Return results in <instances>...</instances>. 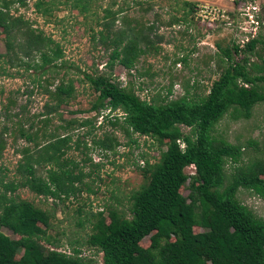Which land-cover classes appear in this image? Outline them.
<instances>
[{"label":"trees","instance_id":"obj_1","mask_svg":"<svg viewBox=\"0 0 264 264\" xmlns=\"http://www.w3.org/2000/svg\"><path fill=\"white\" fill-rule=\"evenodd\" d=\"M0 1V36L4 34L6 46L0 53V74L7 73L5 63L15 61L41 75L59 74L67 68L60 43L11 13L9 0ZM177 1L186 21L195 3ZM92 38L108 53L107 71L80 70L96 94L90 107L96 116L68 121L59 126L64 133L44 130L51 115L61 114L60 107L75 97V79L64 71L55 93L51 90L55 105L46 103L43 118L19 129L27 144L18 150V179L5 182L0 166V185L4 187L0 192V264H94L78 247L61 250L48 234L54 213L15 192L26 187L39 196L66 200L90 190L85 180L90 172L67 153L72 148L70 129L93 124L99 116L130 137H151L161 153L155 162L146 159L143 165L137 164L145 181L132 192L127 210L109 208L108 220L104 211L94 214L87 243L103 253L98 264H264V218L238 197L245 188L264 199V163L243 162L244 146L215 133L226 114L236 120L249 119L255 106L264 103V33L244 49L217 42L227 59L219 55L225 64L205 95L187 90L171 97V85L166 96L149 100L141 98L130 82L124 85L113 76L117 65L130 71L141 56L151 53L154 45L146 29L114 30L105 23ZM240 50L242 57L237 59L234 53ZM254 56L262 62L254 61ZM93 142L104 152L116 153L120 145L110 131ZM5 144L0 137V157ZM229 163L234 166L232 172L227 170ZM190 166L194 173L186 171ZM183 188L188 189L187 194ZM196 225L203 230L196 232ZM3 227L18 237L7 235ZM146 237L150 244L143 246Z\"/></svg>","mask_w":264,"mask_h":264},{"label":"rangeland","instance_id":"obj_2","mask_svg":"<svg viewBox=\"0 0 264 264\" xmlns=\"http://www.w3.org/2000/svg\"><path fill=\"white\" fill-rule=\"evenodd\" d=\"M9 1L11 13L28 20L33 27L43 30L60 43L68 66L59 74L49 72L41 75L40 71L26 69L19 61L5 63L7 73L0 74V137L6 142L0 166L5 182L18 179V150L27 144L20 136V127L28 128L31 123L43 118L41 113H46V103L55 105L52 94L64 71L68 70V76L75 79V97L60 107L61 114L54 112L51 115L52 120L45 128L43 123L38 122L39 127L47 132L58 129V133H64L59 126L67 125L68 121L96 116L90 111L96 94L83 80L80 70L92 72L98 68L107 71L104 65L108 53L96 46L92 38L104 28L105 23H109L114 30L142 26L150 35L154 45L151 53L141 56L136 67L130 71L121 65L113 71L116 80L124 85L130 82L137 94L148 100L158 95L166 96L171 85V97L180 96L187 90L191 94L205 95L225 64L220 58L227 59L217 42L223 47H233L226 34L205 39L200 32L196 36L184 27L179 28L181 21L184 22V12L177 0H24L25 4L21 0ZM189 20L188 16L186 22ZM3 37L4 34L0 36V53L6 51ZM252 59L262 62L256 56ZM105 131L113 132L119 139L116 153L95 147L93 140L103 136ZM215 133L244 146L243 162L259 160L264 163V103L255 106L249 119L236 120L231 113L226 114L217 124ZM70 134L72 148L67 157L80 162L84 170L90 172L85 180L91 189L66 200L39 196L26 187L18 188L15 195L54 213L48 234L58 241L61 250L71 251L73 247H78L83 257L98 264L103 261V253L87 243L92 233L94 214L104 211L107 215L112 207L127 210L132 192L145 181L137 164L143 165L146 159L155 162L160 157L161 148L149 136L126 135L102 116L93 124L72 127ZM40 139L46 140L42 135ZM227 170L232 172L234 166L229 163ZM186 171L194 173L195 169L190 166ZM1 191H4L2 185ZM182 192L187 194L188 189L183 188ZM238 197L264 218L263 198L245 188L240 189ZM202 230L200 225L195 226L196 232ZM3 231L11 237H18L6 227ZM149 244L150 238L146 237L142 245Z\"/></svg>","mask_w":264,"mask_h":264},{"label":"built area","instance_id":"obj_3","mask_svg":"<svg viewBox=\"0 0 264 264\" xmlns=\"http://www.w3.org/2000/svg\"><path fill=\"white\" fill-rule=\"evenodd\" d=\"M189 19L181 21L179 28L196 36L200 32L205 39L226 34L232 46L244 49L264 33V0H201ZM234 54L242 57L241 50Z\"/></svg>","mask_w":264,"mask_h":264},{"label":"crops","instance_id":"obj_4","mask_svg":"<svg viewBox=\"0 0 264 264\" xmlns=\"http://www.w3.org/2000/svg\"><path fill=\"white\" fill-rule=\"evenodd\" d=\"M189 1H192V2H194L195 3V5L197 4V3H199L201 0H189ZM218 1V0H217Z\"/></svg>","mask_w":264,"mask_h":264}]
</instances>
